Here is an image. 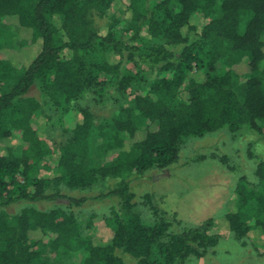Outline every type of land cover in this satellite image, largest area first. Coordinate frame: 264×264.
Segmentation results:
<instances>
[{"label": "trees", "instance_id": "obj_1", "mask_svg": "<svg viewBox=\"0 0 264 264\" xmlns=\"http://www.w3.org/2000/svg\"><path fill=\"white\" fill-rule=\"evenodd\" d=\"M118 6L123 20L97 24ZM9 19L16 24L6 25ZM7 27L28 32L33 45L40 41L27 63L7 57ZM109 85L115 112L103 120L88 103L105 101ZM32 87L61 117L74 111L80 117L57 145L49 140L50 117L35 119L41 109L28 97ZM258 122L264 123V0H0V209L20 201L59 203L0 213V264H47V250L83 252L81 264H125L123 255L134 264L206 258L220 240L211 232L216 219L183 225L146 194L153 217L146 223L133 213L126 179L167 169L189 138L222 128L260 132ZM91 137L104 143L98 167L85 164ZM253 176L238 179L236 206L223 219L235 240L260 252L264 161ZM107 179L121 180L92 197L67 193ZM113 197L108 240L82 235L73 208Z\"/></svg>", "mask_w": 264, "mask_h": 264}, {"label": "rangeland", "instance_id": "obj_2", "mask_svg": "<svg viewBox=\"0 0 264 264\" xmlns=\"http://www.w3.org/2000/svg\"><path fill=\"white\" fill-rule=\"evenodd\" d=\"M149 3V0H143ZM112 17L123 20V8L121 6L109 11L103 20H97V24L109 23ZM6 25L16 24L14 20H5ZM6 45L10 49L6 51L8 58L17 63H27L33 55L38 52L41 43L31 44L28 32L20 30L16 32L7 27ZM19 42V44H18ZM18 45V46H17ZM15 48V49H13ZM152 75L151 78H154ZM150 78V76L148 77ZM129 92V90H128ZM105 101L102 103H88L91 111L103 120L109 119L115 112L113 103L115 92L109 86L105 87ZM128 104L132 97L126 94ZM28 97L37 99L41 112L35 114V119L42 123L45 117H50L52 122L49 130V140L57 145L63 142L65 135L62 130L71 127L74 120L79 118L76 112L60 116V111L50 106L39 93L36 87H32ZM110 97L113 98L110 99ZM108 98V99H107ZM84 103H82L83 105ZM260 132L244 129L238 134L231 133L226 128L215 132L207 133L201 138H189L185 141L179 153L176 163L162 171L150 170L143 175L128 176L126 179L131 191L134 193L133 213L139 214L146 223H152L153 217L149 207L144 205L143 196L151 195V205L156 207L160 213L168 218L180 221L183 225L197 226L212 218L216 219L215 226L211 232L220 236L213 253L200 260H191L186 264H264V249L256 251L252 246L242 245L235 240L227 229L223 215L236 206L234 190L237 181L241 177L253 182L254 168L259 161H264V123L258 122ZM50 142V144H51ZM104 143L98 137H91L90 150L85 164L98 167L104 162ZM200 156L207 157L201 161H193L191 158ZM227 157L226 164L220 162V158ZM107 157V156H106ZM52 160V157H50ZM52 173V172H50ZM53 173H55L53 171ZM22 181L20 177H17ZM121 179H107L104 182L92 186L83 191H68L75 196L92 197L99 193L106 192L115 187ZM118 203L117 198H107L101 201L89 200L81 208H73L79 223L81 224L82 235L93 236L97 241H107L108 232L106 218L111 215V208ZM59 203H41L38 205L17 202L13 205L0 209V213L7 216L18 215L25 208L34 207L37 210H51ZM63 205H67L63 203ZM33 237H40V234ZM43 257L47 264H81L85 254L64 253L55 254L45 251ZM125 264H134L132 258L123 255Z\"/></svg>", "mask_w": 264, "mask_h": 264}]
</instances>
